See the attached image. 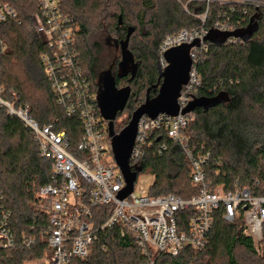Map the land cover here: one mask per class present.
Returning a JSON list of instances; mask_svg holds the SVG:
<instances>
[{"label":"trees","instance_id":"16d2710c","mask_svg":"<svg viewBox=\"0 0 264 264\" xmlns=\"http://www.w3.org/2000/svg\"><path fill=\"white\" fill-rule=\"evenodd\" d=\"M3 1L20 11L23 23L21 26L0 23V40L7 46L0 54V87L8 95L15 92L17 104L29 106L30 115L40 126L52 125L55 131H66L72 144H77L82 135L80 121L66 116L58 105L41 61L45 47L30 20L38 12L35 0ZM61 7L77 21L83 67L95 91H99L100 73L108 69L112 70L118 89H131L125 109L118 113L117 119L124 114L127 117L118 126L117 119L114 122L116 133L127 126L147 96L157 95L161 83L159 49L165 37L184 28L201 26L199 19L174 0H61ZM189 8L203 11L205 5L192 4ZM236 9L237 13H233L231 6L212 4L206 27L210 29L225 14L233 20L242 16L243 7ZM253 10L258 29L250 40L228 45L206 39L209 49L197 64L203 84L195 99L223 94L226 101L197 107L196 119L185 131L191 145H205L212 152L213 162L220 160L218 168L222 175L218 181L225 183L227 189L252 188L256 182L264 188V6ZM130 14L134 15L135 25L129 21ZM120 16L122 24H119ZM250 21L247 19L243 26L247 28ZM131 27L134 32L129 50L137 70L134 77L131 73L119 77L121 50L120 54L112 50L107 53L102 41L105 38L120 43ZM163 145L166 149L160 153ZM132 168H141L138 177L154 176L151 196L174 194L187 199L198 194V187L190 179V162L185 152L165 136H157L140 165ZM52 176L53 160L40 156L34 132L20 118L0 108V184L17 235L41 218L34 201L40 188L52 181ZM108 210L109 207L96 209L105 212L101 222L108 217ZM241 249L244 254L238 255ZM47 252L44 246L0 250V264H27L43 258ZM175 259L182 260V264L193 260L199 264H264V230L261 254H258L254 241L242 234L240 222H227L220 209L207 248L199 253L186 250ZM147 261L148 257L142 255L136 243L122 238L115 227L80 264H145Z\"/></svg>","mask_w":264,"mask_h":264},{"label":"built area","instance_id":"2783aa9c","mask_svg":"<svg viewBox=\"0 0 264 264\" xmlns=\"http://www.w3.org/2000/svg\"><path fill=\"white\" fill-rule=\"evenodd\" d=\"M174 1L201 21L199 27L168 34L159 49V66L164 69L168 66L165 59L168 50L197 42L190 50L193 61L190 78L179 97L182 110L202 87L197 64L209 49L207 36L212 31L226 33L245 29L243 22L252 20L253 9L263 7L264 0ZM35 2L38 12L30 20L45 47L41 61L46 76L66 116L80 121L82 135L73 145L66 131H55L52 125L40 126L30 115L29 106L17 104L15 92L8 95L0 87V108L20 118L34 132L40 156L53 160L52 181L40 188L34 201L41 218L20 236L14 231L13 214L0 184V250L44 246L48 252L34 262L47 264L46 258L49 264H80L117 227L122 238L131 239L142 255L148 257L145 264H182V260L175 259L182 252L199 253L207 248L216 212L221 209L224 220L240 222L242 234L254 241L259 252L264 230V188L256 182L252 188L227 189L225 183L218 181L222 175L218 168L220 160L213 162L212 152L205 145H191L185 132L196 119L194 111L176 116L142 117L130 164L138 167L154 146L155 138L165 136L185 152L190 162V179L198 187V194L187 199L174 194L151 196L152 185L137 193V177L133 192L124 199L119 198L126 183L114 157L109 122L99 107L98 92L83 67L77 21L63 12L61 0ZM198 3H203L205 9L191 11L190 5ZM212 4L231 6L233 13L241 6L243 15L233 20L225 14L224 19L214 21L209 29L206 23ZM0 23L21 26L23 18L14 5L0 0ZM244 42L241 37L231 36L225 43ZM6 48L0 40V54ZM165 149L163 145L159 152ZM99 207H109L108 217L102 222L105 212H96ZM106 249L104 245L103 250ZM187 264L199 263L193 260Z\"/></svg>","mask_w":264,"mask_h":264},{"label":"water","instance_id":"95a60500","mask_svg":"<svg viewBox=\"0 0 264 264\" xmlns=\"http://www.w3.org/2000/svg\"><path fill=\"white\" fill-rule=\"evenodd\" d=\"M255 19L256 16L252 18L251 23L245 29L226 33L211 32L206 39L217 44H223L231 36L241 37L244 41H248L258 29ZM119 24H122V16L119 18ZM133 32L134 28H129L126 39L120 42L122 59L119 63V77L127 76L130 73L134 77L136 74L137 64L129 50V41ZM196 44L197 42L182 45L165 53L168 66L164 69L159 67L161 83L157 95L152 98L147 96L145 102L133 112L127 126L119 133L115 132L114 122L118 113L125 109L131 89L130 87L118 89L111 69L101 72L99 76V107L103 117L109 122V134L112 139L114 157L126 183L125 188L119 194L120 199L126 198L133 192L138 173L141 171V168H132L130 159L135 145L138 124L142 117L156 118L160 114L176 116L180 112L185 114L194 111L199 106L211 107L226 101L223 94L213 98H196L181 110L179 97L183 86L188 83L190 78L193 65L190 50Z\"/></svg>","mask_w":264,"mask_h":264},{"label":"rangeland","instance_id":"374dc122","mask_svg":"<svg viewBox=\"0 0 264 264\" xmlns=\"http://www.w3.org/2000/svg\"><path fill=\"white\" fill-rule=\"evenodd\" d=\"M129 18V21L132 23V25H135V18H134V15L130 14L128 16ZM104 43V47H105V50L107 53L111 52V50L108 48V45L106 43V40L105 38L103 39L102 41ZM109 51V52H108ZM105 52V53H106ZM127 117L126 114H124L123 116L119 117L116 121V125L118 126L119 124H121L124 119ZM109 125V123H108ZM154 179H153V176L150 175V174H141L139 177H138V180H137V193L141 192V190H147L153 183ZM262 248V247H261ZM258 254H261V250H259V252H257ZM237 254L238 255H242L244 254V251L241 249V250H238L237 251ZM45 260L47 261V264H49V259H46ZM28 264H39V262H32V263H28Z\"/></svg>","mask_w":264,"mask_h":264},{"label":"flooded vegetation","instance_id":"af4514ba","mask_svg":"<svg viewBox=\"0 0 264 264\" xmlns=\"http://www.w3.org/2000/svg\"><path fill=\"white\" fill-rule=\"evenodd\" d=\"M119 39L121 40V38L119 37ZM106 43H107V45H108V48L110 49V50H112V51H116L117 53H119L120 54V50H121V48H120V43H118V42H116V41H112V40H109V39H107L106 40ZM112 71V70H111ZM113 73V72H112ZM101 74V73H100Z\"/></svg>","mask_w":264,"mask_h":264}]
</instances>
